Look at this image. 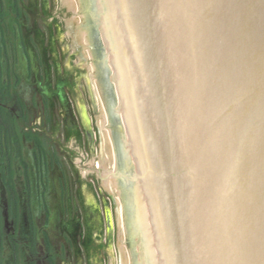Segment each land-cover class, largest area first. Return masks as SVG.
<instances>
[{"label":"water","instance_id":"water-1","mask_svg":"<svg viewBox=\"0 0 264 264\" xmlns=\"http://www.w3.org/2000/svg\"><path fill=\"white\" fill-rule=\"evenodd\" d=\"M97 6L135 264H264V0Z\"/></svg>","mask_w":264,"mask_h":264},{"label":"flooded vegetation","instance_id":"flooded-vegetation-1","mask_svg":"<svg viewBox=\"0 0 264 264\" xmlns=\"http://www.w3.org/2000/svg\"><path fill=\"white\" fill-rule=\"evenodd\" d=\"M46 62L27 69L16 95L12 82L0 88V264H95L109 224L84 206L91 185L73 162L94 139L72 85L80 69Z\"/></svg>","mask_w":264,"mask_h":264},{"label":"rangeland","instance_id":"rangeland-1","mask_svg":"<svg viewBox=\"0 0 264 264\" xmlns=\"http://www.w3.org/2000/svg\"><path fill=\"white\" fill-rule=\"evenodd\" d=\"M23 6L27 7L25 12L27 19H23L15 27L13 34L15 38L11 39L8 35L10 30L7 31V24L0 19V34L5 39L2 58L0 56V69L2 70L0 73L7 78L14 79L15 69L21 72V59L18 52L21 54L24 52L22 30H26L28 34L32 30L35 35L39 26L44 33H51L50 38H45L51 44L49 48L52 46L51 54L45 51V56L52 58L51 63L56 64L62 73L73 71V68L80 69L73 74L72 85L75 83V89L72 88L76 90V95L83 104L81 108L83 117L81 118L85 116L89 122V130L93 133L94 139L90 144L91 150H88L87 154L75 148L76 154L73 162L78 167V173L80 172V181L82 182V178L85 177L86 184L91 185V190L84 197V206L92 209L96 222L103 221L107 211L110 213L111 220V229L106 234L104 227L105 236L100 241H96L97 243L94 242L104 249L98 255V251L95 252V246H93V251L95 255L97 254L94 259L95 264H124L125 258H127L126 262L131 264L129 257L135 264L130 235L123 230L124 226L126 231L129 228L124 184L118 178L121 177L119 174L122 175L121 171L124 166L120 164V170L115 173L112 164L113 155L119 159L118 161L121 162V160L115 148L104 83L101 63L103 50L102 48H97L96 51L93 49L94 42L96 44L98 42L99 45L101 41L96 26L98 14L95 4L93 0H20V9L24 12ZM20 16V11H18L17 17ZM46 19L48 21L53 19V22H47ZM10 45L14 48V53H17L16 59L13 60H10V53L8 56ZM43 45L45 46L44 41ZM26 49L27 47L25 51ZM2 87L3 84L0 82V88ZM53 111L52 108L49 110V112ZM72 115L74 116L73 113ZM72 115L69 116L70 120H72ZM80 135L84 138L82 132ZM109 179L116 183L108 184ZM98 204H103L105 215L103 210L101 216L97 214ZM106 235L107 238H105ZM77 254H82V251L78 249Z\"/></svg>","mask_w":264,"mask_h":264},{"label":"bare ground","instance_id":"bare-ground-1","mask_svg":"<svg viewBox=\"0 0 264 264\" xmlns=\"http://www.w3.org/2000/svg\"><path fill=\"white\" fill-rule=\"evenodd\" d=\"M88 1H91V0H88ZM93 2H94V4H95V7H96V10H97V14H98V21H97V24H96V26L98 27V29H97V32H98V34H99V36H100V38H102V30H101V24H100V18H99V12H98V6H97V0H93ZM96 35V34H95ZM88 43H89V41H88ZM97 46H98V42H97V44H96V42H94V45H93V49L96 51V49H97ZM91 56V55H90ZM102 66H103V60H102ZM114 156V160L112 161L113 163V167H114V169H115V173H118V170H120V164H122L120 161H118L119 159L117 158V157H115V155H113ZM107 162H111V161H109V160H107ZM124 166V169H122V171H121V173H122V175L121 174H119V176H125L127 173H128V171L130 170V168L132 167V158H131V153H127V156H126V160H125V164L123 165ZM116 180V179H115ZM112 183H116V182H113V180L112 179H109V181H108V184H112ZM114 184H112V185H114ZM123 230H124V232L126 233V234H129L130 235V230H129V228H128V230L126 231V227L124 226L123 227ZM130 258V263L131 264H133L132 263V261H131V257H129ZM126 259L127 258H125L124 260H123V263L124 264H128V262H126Z\"/></svg>","mask_w":264,"mask_h":264},{"label":"trees","instance_id":"trees-1","mask_svg":"<svg viewBox=\"0 0 264 264\" xmlns=\"http://www.w3.org/2000/svg\"><path fill=\"white\" fill-rule=\"evenodd\" d=\"M9 1H11V0H9ZM16 11H17V8H10L7 2L5 5L0 3V18H3V17L9 18L10 13L16 12ZM3 46L5 47V39H4L3 35L0 34V56H1V58H2V53H3V49H4ZM1 71L2 70L0 69V72ZM2 77H5V76H4V74L1 75V73H0V78H2Z\"/></svg>","mask_w":264,"mask_h":264}]
</instances>
